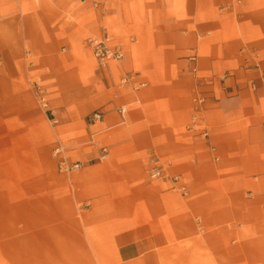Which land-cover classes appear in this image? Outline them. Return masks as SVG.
Instances as JSON below:
<instances>
[{
  "label": "crops",
  "instance_id": "1",
  "mask_svg": "<svg viewBox=\"0 0 264 264\" xmlns=\"http://www.w3.org/2000/svg\"><path fill=\"white\" fill-rule=\"evenodd\" d=\"M103 4L104 17L120 27L127 49L122 71L131 73L134 88L122 84L125 93L109 95L107 110L89 113L86 135L110 142L107 155L121 167L117 161L154 147L170 172L189 181L178 200L182 209L148 185L136 198L119 197L126 225L110 238L115 264H264V231L255 229L264 223V0ZM191 121L193 128L208 127L207 140L196 130L180 131ZM97 154L94 148L78 154L73 197L55 202L95 201V178L111 175L92 171ZM121 171L138 175L128 165ZM189 191L203 194L188 200ZM215 192L223 197L214 198ZM96 202H110V194Z\"/></svg>",
  "mask_w": 264,
  "mask_h": 264
},
{
  "label": "rangeland",
  "instance_id": "2",
  "mask_svg": "<svg viewBox=\"0 0 264 264\" xmlns=\"http://www.w3.org/2000/svg\"><path fill=\"white\" fill-rule=\"evenodd\" d=\"M104 1L0 0V264H115L110 238L126 225L120 222L119 197L136 198L148 185L160 188L165 202L173 199L176 207L185 206L178 200L186 188L178 191L173 186L178 181L188 185V179L170 172L162 152L154 147L117 161L138 175H125L124 166L109 154L104 161L97 157L92 171L110 170L111 175L95 178V201L55 202L73 197L71 183L78 180L79 170L64 171L60 161L75 164L80 152L94 148L98 156L102 147L108 153L112 145L102 135L88 138L86 116L107 110L109 95L117 89L125 93L122 84L134 88L129 79L122 81L124 76L131 79V73L122 71L123 59L103 66L88 44L89 38L107 33L127 51L117 23L104 17L108 9ZM189 57L195 60L196 55ZM69 80L75 83L67 88ZM111 82L118 87L108 89ZM119 108L120 114L126 112ZM194 122L180 131L196 130L207 140L208 127L193 128ZM155 163L165 174L158 180L150 175ZM173 174L178 176L175 183L170 179ZM109 194L110 202H96ZM199 194L203 193L189 191L185 199ZM220 196L215 192L214 198ZM255 229L264 231V223ZM195 243L200 246L203 240Z\"/></svg>",
  "mask_w": 264,
  "mask_h": 264
},
{
  "label": "built area",
  "instance_id": "3",
  "mask_svg": "<svg viewBox=\"0 0 264 264\" xmlns=\"http://www.w3.org/2000/svg\"><path fill=\"white\" fill-rule=\"evenodd\" d=\"M88 44L91 48L92 54L95 59L103 66H106L110 62L120 61L125 57V53L119 44H115L112 41V38L109 34L104 33L98 37H93L88 39ZM130 78L128 76H124L122 81L127 82ZM124 108H121V112H124ZM107 154V148L102 147V154L99 158L102 160L105 158ZM79 164H69L66 159L60 161V167L64 171L71 170L73 168H78ZM162 168L158 164H154L151 168L150 175L152 178L159 179L163 178L165 174L162 172ZM172 182H176L178 180L177 175L170 176Z\"/></svg>",
  "mask_w": 264,
  "mask_h": 264
},
{
  "label": "bare ground",
  "instance_id": "4",
  "mask_svg": "<svg viewBox=\"0 0 264 264\" xmlns=\"http://www.w3.org/2000/svg\"><path fill=\"white\" fill-rule=\"evenodd\" d=\"M106 157V156H105ZM105 159V158H104ZM104 159H102V160H104ZM78 163V162H77ZM79 164V163H78ZM80 168V164H79V166H78V168H73V169H79ZM173 183H175V182H173ZM177 183V182H176ZM184 186L182 185V186H178V188H183Z\"/></svg>",
  "mask_w": 264,
  "mask_h": 264
}]
</instances>
